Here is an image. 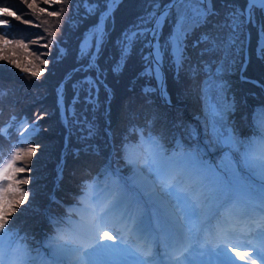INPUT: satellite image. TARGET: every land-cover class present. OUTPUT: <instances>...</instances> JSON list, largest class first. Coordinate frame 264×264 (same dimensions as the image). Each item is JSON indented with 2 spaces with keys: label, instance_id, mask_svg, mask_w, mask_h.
Returning a JSON list of instances; mask_svg holds the SVG:
<instances>
[{
  "label": "snow or ice",
  "instance_id": "obj_1",
  "mask_svg": "<svg viewBox=\"0 0 264 264\" xmlns=\"http://www.w3.org/2000/svg\"><path fill=\"white\" fill-rule=\"evenodd\" d=\"M21 2L25 3L28 13L17 14L13 8L0 6V60H7L39 79L43 68L33 71L4 54L9 45L28 50V45L22 41L8 39L9 33L5 30L11 27L12 19L37 27L40 24L34 21L39 19L38 14L60 17L65 9L47 11L38 7L36 0ZM44 3L51 6L67 4L68 0H44ZM118 3L119 0L85 3L89 14L98 12L99 15L80 46V66L74 71L81 74V78L72 84V105L80 102L83 91V102L93 112L99 106L93 93L98 95L101 81L88 73L100 72L98 60L108 35L107 22ZM150 7L153 10L139 17L134 30L122 34L119 59L111 71L119 74L135 44L143 42L150 52L144 57L147 63L141 75L154 78L158 85V88H144V94L159 90L162 99L170 104L161 71L165 57L170 66L175 67L178 77L185 62L191 60L187 49H198L200 59L197 66L189 64V72L192 77L199 71L206 74L200 87L205 117L204 146H200L199 131L191 126H184V136L197 143L186 148L177 139L175 149L169 151L159 137L151 132L145 135L144 128L130 124L120 137L123 166L113 169L109 161L101 170L103 181H82L80 194L74 197L76 204L70 209L78 220L69 230H58L54 240L46 242L50 253L45 255L37 250V257H32L26 247L19 244L15 233L6 227L8 213L28 196V192L19 187L29 184V179L18 178L27 170V165L21 162L24 156L30 159L37 151L36 147L29 146L21 152L20 146L31 145V137L41 130L36 121L30 125L26 122V133L18 138L17 145L10 146L7 160L0 144V161H3L0 165V264H235L236 260L264 264V108L258 109L253 117L254 133L258 134L241 139L228 124L235 102L228 101L229 85L223 80L224 74L233 71L238 62L244 44L241 37L248 25L257 26L256 11L264 14V0H246L244 7L225 3L223 7L227 11L223 19L219 18L213 0H168L164 4L151 0ZM25 15H33L34 20L24 19ZM48 23L46 19L42 21L43 25ZM166 24L169 33L163 37ZM44 31L55 38V32H49L48 28ZM196 33L189 45V39ZM258 34L256 51L264 58V23L259 24ZM52 42L49 39L47 44L39 46L47 48ZM44 55L47 53L35 56L41 65L48 64L41 59ZM205 55L209 57L206 61L203 60ZM63 89L61 84L57 90V105L75 115L74 108L64 107ZM105 90L110 98V90L106 86ZM6 96L7 91L0 87V100ZM62 119L67 123L63 115ZM85 123V138H90L95 135V125L87 118ZM147 124L150 127L152 121ZM8 135V128L0 127V140ZM11 147H16V151H11ZM84 152L91 154V145ZM216 152L220 155L214 160L206 158ZM75 155L79 158L80 151ZM122 167L128 169V175L122 174ZM58 171L62 172V168ZM85 175H90L87 169ZM9 192L13 194L11 198ZM104 240L113 243H101ZM161 244L165 249L163 259L156 251Z\"/></svg>",
  "mask_w": 264,
  "mask_h": 264
},
{
  "label": "trees",
  "instance_id": "obj_2",
  "mask_svg": "<svg viewBox=\"0 0 264 264\" xmlns=\"http://www.w3.org/2000/svg\"><path fill=\"white\" fill-rule=\"evenodd\" d=\"M86 2H90V0H84V2L82 0H68L67 4L53 3L49 6V4L44 3V0H37L38 7H43L47 11L58 10L61 7H64L65 11L60 17H48L46 13L38 14L39 19L34 21L40 24L37 27L14 19L11 20V27L5 30L9 33L7 38L13 41H22V43L28 45V50L25 51L22 48L9 45L4 54L9 55L12 59L21 63L22 66L33 71L37 68H43V74L39 79L30 76L28 72L22 71L7 60H0V87L7 91V96L0 100V127L8 128L10 135L0 140L3 154L6 155L9 152V138L16 142L13 126L19 117L25 116L26 119L32 120L35 117L42 116V119H37L41 130L36 137L31 138V146L36 147L37 151L34 154L35 157L31 156L30 159L36 166L40 167L38 172L45 170L40 178L42 179L41 182H49L51 187L56 177L55 167L59 161L63 138L67 135L69 143L63 157V163L60 165L62 178H60V185L56 190L59 196L66 199V203H70V200L76 201L73 198L75 192L66 183L77 184L78 178L89 181L104 169V164L110 152L109 136L104 128H107L112 134L111 166H123L124 161L120 158L119 145L115 141H119L118 132L123 134L127 129L128 125L124 119L131 112L134 113V119L139 122L137 126L144 128L145 135L151 132V134L159 137L164 141L165 147L169 151L176 146L173 143L176 136L173 125L174 118L169 115L164 116L158 109L160 101L157 102L155 98L156 91L148 95H145L143 91L146 87H157L154 78L141 75L145 70L147 62L144 57L149 55V48L143 42L136 43L123 70L119 74L111 71V67L119 59V41L122 39V34L126 30H134V26L139 23V17L153 10L150 7L151 0H121L107 22L108 35L98 60L100 72H90L88 75L92 76L93 79L98 76L99 80L103 81L110 90V98L104 85L100 83L98 95L95 92L93 93L99 102L95 112L83 102V91L80 93V102L72 105L74 96L72 84L81 78V74L74 71L80 66V46L97 23L99 15L98 12L89 14L85 7ZM159 2L164 4L168 0H159ZM214 2L217 4L214 7L220 13V19H223V14L227 11L223 7L225 3L240 7L246 5V0H213ZM4 5L16 10L17 14L28 13L29 11L21 0H3V4L0 6ZM25 16L24 19L26 20H34L33 15ZM255 18L258 26L264 23V14H261L259 10L256 11ZM45 19L48 20V25L42 24ZM57 21L59 22L57 23ZM251 27V25H248L241 37L248 47V63L243 75L260 82L263 92L260 87L240 80L239 69L244 56H241L235 72H226L223 76V80L229 85L226 97L229 98V94L232 95L235 102V111L232 113V117H234L232 127L235 128L241 139L258 134L254 133L253 117L258 109L264 108V58L257 55L259 36L256 38L257 30L252 34ZM45 28H48L49 32H55L54 39L44 31ZM246 32L250 33L248 41ZM168 33L169 26L166 24L163 28V37H166ZM196 35L198 33L189 39V45L196 38ZM163 37L161 42H163ZM49 39L53 40L50 47L39 46L47 44ZM37 40L39 41L38 44L32 43ZM187 52L191 60L186 61L176 79L170 77L171 72H169L167 65L168 58L165 57L162 67L165 76L164 84L169 97L173 101L184 99L187 103V109L193 114H199L198 112L203 111V102L198 87L202 85L206 74L199 71L194 77L190 75L189 64L197 66L200 58L197 56L198 49L194 50L189 47ZM12 53H15V55H12ZM40 53H47V55L41 56V59L48 61L47 65H41L40 61L35 59V56ZM208 59L207 55L203 57L205 61ZM200 67H202V64H200ZM214 71L215 66H213ZM69 76L71 79H67ZM231 82L236 83L235 86ZM60 84L64 85V107L66 109L74 108L75 110V115L72 111H65L67 123H64L59 116L56 104L57 90ZM185 92L191 93L193 98L189 99L183 96ZM186 103L182 102L181 106L175 109L183 111V104ZM13 117H15V120L12 119ZM85 118L89 123L95 125V135L90 138H85L87 137ZM148 121H152L150 127L147 124ZM121 123H124V125L119 127ZM9 124L12 127H9ZM89 145H91V154H85L84 149ZM77 150L80 151L79 158L75 155ZM85 169L90 172V175H85ZM43 196L44 194H40L37 199ZM50 207L59 215L63 223L67 220L65 217L70 215L71 218L74 217L57 202L52 201Z\"/></svg>",
  "mask_w": 264,
  "mask_h": 264
},
{
  "label": "rangeland",
  "instance_id": "obj_3",
  "mask_svg": "<svg viewBox=\"0 0 264 264\" xmlns=\"http://www.w3.org/2000/svg\"><path fill=\"white\" fill-rule=\"evenodd\" d=\"M119 1H121V0H119ZM235 1H237V0H235ZM29 2H31V0ZM36 3H37V0H36ZM213 4H214V6L217 5L216 2H214ZM251 29H252L251 30L252 34H254L256 32L255 27L252 26ZM248 36H249V34H248V32H246V37L248 38ZM242 52H243V55H242ZM242 52L240 53L238 62L241 60V56H245L247 54V52H248V47H247V45H245V43L243 44V51ZM238 62H237L236 66H235V68L233 70L234 72L237 70ZM167 65H168V68H169V72H171L170 77H172L173 79H176L177 78V73H176L175 67L170 66L169 62H167ZM161 71L163 73V77H165L164 76V72H163L162 69H161ZM156 83H157V81H156ZM231 83L234 86L236 84V83H233V82H231ZM156 88H158V85H157ZM164 89H165V87H164ZM166 92H167V90H166ZM160 96H161L160 95V91L157 90L156 91V96H155V98L157 99V102L160 101L159 103H166L164 101V99H162ZM183 96H186L189 99L193 98V95L191 93H187V92H185L183 94ZM180 101H182V99ZM228 101L232 102L233 100L232 99H228ZM231 115H232V113H230L229 117H228V124H229L230 127H232V125H233V119L231 118ZM32 121H36V123H37V118H33L29 123H31ZM204 121H205V119H203L201 117L196 118V123H197V128L196 129L200 133L199 141H200L201 137L205 136L204 127H203ZM23 124L25 125V129H26V123H25V119L24 118L19 119L17 121V123H16V129H17L18 137L23 135L24 129H23V132H22V126H21ZM27 125H30V124H27ZM36 136H37V133L34 135V137H36ZM204 141H205V139H203L202 143H200L201 147L204 146ZM31 144H32V141H31ZM28 146H29V144H28ZM20 147H21V152H23V150L27 148L25 146H20ZM11 151H16V147L11 149ZM62 153H63V150L61 151V154ZM10 154H11V152L9 153V155ZM9 155H8V157H9ZM218 155H220V154H218ZM8 157L6 158V160L8 159ZM32 157H35V156L32 155ZM21 163L27 165V170L24 173L19 174L18 178H27V179H29V184L20 185L19 187H21L23 190L27 191L28 192V196H27V198L25 199V201L23 203L15 204L14 205V210L8 213V217H7L8 224L6 225V227L9 228L12 225V221L16 220L17 222L15 224V228L18 227V230L21 229L20 238L17 239L19 244L22 245V246H25L27 251H28V253L32 257H34L35 254H37V250L38 249H35V246H37L36 244H38L39 248L42 249V251H43L42 253L47 255L48 253H50L51 250L45 246L46 242H48L49 240H54V238L56 236L44 235L43 231H41L42 234L40 232H36L35 228H34V225H32V224L24 225L21 228V223L29 220V218L27 217L28 215L38 214V217L34 221H38L39 218H41V215H39L40 214V208L37 205V202H38L37 196L39 194H41V193L46 192L47 188L50 187V183L49 182H47V183L46 182L37 183V181L45 173V170H42L41 172H38L40 167L36 166L35 163H33L31 161V159H29L27 156H24L23 161ZM17 166H20V163H18ZM55 175H56V178H57L58 177V172L55 171ZM3 183H7V181H4ZM12 195L13 194L11 192L8 193V197L9 198H11ZM16 213H19L22 216L19 219H17L18 216L16 215ZM34 221H32V222H34ZM75 222L76 221H73V222L69 223L70 227H72V225ZM18 230H16L14 232L15 235L18 233ZM114 234L116 235V233L113 232L112 235H114ZM116 242L117 243L119 242V238H117ZM101 243L112 244L113 241L104 240V241H101ZM162 250L165 251L163 245L162 244L158 245L157 248H156V251L161 252ZM238 250H241V251H252L251 249H248V248H239ZM161 254H163V252H161ZM229 254L231 255V253H229ZM236 261H240V260H236ZM240 262H243L244 264H246L245 261H240ZM257 264H260V262L258 261Z\"/></svg>",
  "mask_w": 264,
  "mask_h": 264
},
{
  "label": "crops",
  "instance_id": "obj_4",
  "mask_svg": "<svg viewBox=\"0 0 264 264\" xmlns=\"http://www.w3.org/2000/svg\"><path fill=\"white\" fill-rule=\"evenodd\" d=\"M255 29L257 30V37L259 36L258 34V24L255 27ZM158 109L161 111V113L164 116L169 115L171 118L173 119V125H174V129H178L179 131L184 130V126H190V124L186 121V119L184 118L183 112L182 111H177L174 108L171 107H167L165 105H163L162 103H159L158 105ZM134 116V113L131 112L129 114L128 117H126V119H124L126 121V124L129 126L130 124H134V125H139V122L136 119H131L130 117ZM121 137V136H120ZM120 137H119V142H120ZM126 173H128V169H125Z\"/></svg>",
  "mask_w": 264,
  "mask_h": 264
},
{
  "label": "clouds",
  "instance_id": "obj_5",
  "mask_svg": "<svg viewBox=\"0 0 264 264\" xmlns=\"http://www.w3.org/2000/svg\"><path fill=\"white\" fill-rule=\"evenodd\" d=\"M149 52H150V51H149ZM184 105H186V104H184ZM185 113H186L187 115H192V114H193V113L190 112L188 109H185ZM198 113H199V117L205 119L203 111L198 112ZM184 116L186 117V115H184Z\"/></svg>",
  "mask_w": 264,
  "mask_h": 264
},
{
  "label": "bare ground",
  "instance_id": "obj_6",
  "mask_svg": "<svg viewBox=\"0 0 264 264\" xmlns=\"http://www.w3.org/2000/svg\"><path fill=\"white\" fill-rule=\"evenodd\" d=\"M120 2V1H119ZM22 126V132H23V129H24V132H23V135H25L26 133V129H25V125H21ZM20 131V130H19ZM235 264H244L243 262H240V261H235Z\"/></svg>",
  "mask_w": 264,
  "mask_h": 264
}]
</instances>
